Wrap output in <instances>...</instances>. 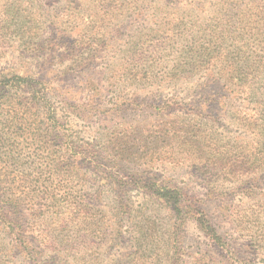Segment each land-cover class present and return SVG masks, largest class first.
<instances>
[{
    "label": "rangeland",
    "instance_id": "374dc122",
    "mask_svg": "<svg viewBox=\"0 0 264 264\" xmlns=\"http://www.w3.org/2000/svg\"><path fill=\"white\" fill-rule=\"evenodd\" d=\"M251 45V0H0V77H30L0 98L16 120L0 137V194L18 198L43 264H170L169 209L145 187L109 182L131 174L205 201L225 246L189 219L183 264L203 253L264 264ZM210 148L246 157L214 173ZM31 262L0 226V264Z\"/></svg>",
    "mask_w": 264,
    "mask_h": 264
},
{
    "label": "trees",
    "instance_id": "16d2710c",
    "mask_svg": "<svg viewBox=\"0 0 264 264\" xmlns=\"http://www.w3.org/2000/svg\"><path fill=\"white\" fill-rule=\"evenodd\" d=\"M251 127L254 129L252 142L254 143L255 161L251 162L253 170H251V181H259V172L264 169V0H251ZM240 68H243L242 66ZM14 75V74H10ZM15 78V79H14ZM30 77L21 76H9L0 77V98L8 96L7 89L16 87L26 82V79ZM254 78V79H253ZM5 91V92H4ZM36 101L40 102L41 98L34 96ZM6 99V98H5ZM8 104L12 105V99H6ZM15 111L13 107L9 110L0 109V137L8 133L9 125L16 123V120L10 114ZM194 113L199 115V111ZM54 115L50 112L47 113L45 119L51 120ZM46 120V123L48 122ZM18 123V121H17ZM50 125V123H48ZM45 124L46 126H49ZM2 132V133H1ZM9 134V133H8ZM59 137L58 135H55ZM54 134L50 132V138L55 139ZM1 147V146H0ZM208 153L210 154V160L216 167V172L221 171H235L238 167L237 163L242 160H238L236 157L229 155L230 150L225 148L222 151H217L214 148H210ZM7 154V151H5ZM8 155V154H7ZM8 158V156H7ZM244 163V162H242ZM28 169V174L24 173V177L29 174L35 173V167H28V163L25 165ZM243 169V164L240 166ZM213 169H206L205 176L209 175ZM42 174L43 171L37 172ZM138 174H131L128 180H114L110 183L117 184L119 191H125L130 184H138L139 187H145L146 192L150 198L162 203L169 209L172 219H174L172 230V254L170 256V264H183L181 251V227L189 219H192L197 225L198 229L209 240L210 245L217 249H223L222 234L218 231V226L211 221L207 208L204 207V200H191L183 192L182 188L166 182L160 178H143ZM207 176L205 178H209ZM246 191H251L246 187ZM252 193V191H251ZM222 192L220 190H211L207 196L218 197ZM120 205L124 211L126 207L123 197L119 195ZM200 200V201H199ZM201 202V203H200ZM264 215V210L260 212ZM24 213L19 208L18 198L13 196H4L0 194V226L2 227L5 237L9 238L13 243V246H17L28 257V260L32 261L31 264H43L45 260L41 258L43 251L40 249L42 242L34 243L29 235L28 226L22 221ZM255 231L251 228V241H256ZM237 257V256H236ZM221 260L210 253H203L193 259L192 264H219ZM251 264H255V259L251 256Z\"/></svg>",
    "mask_w": 264,
    "mask_h": 264
}]
</instances>
